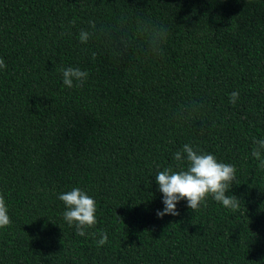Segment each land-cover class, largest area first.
Listing matches in <instances>:
<instances>
[{
  "label": "trees",
  "instance_id": "trees-1",
  "mask_svg": "<svg viewBox=\"0 0 264 264\" xmlns=\"http://www.w3.org/2000/svg\"><path fill=\"white\" fill-rule=\"evenodd\" d=\"M0 58V264H264V0H0ZM67 67L87 81L65 86ZM185 144L235 166L238 210L157 216ZM73 188L96 201L84 236Z\"/></svg>",
  "mask_w": 264,
  "mask_h": 264
},
{
  "label": "clouds",
  "instance_id": "clouds-1",
  "mask_svg": "<svg viewBox=\"0 0 264 264\" xmlns=\"http://www.w3.org/2000/svg\"><path fill=\"white\" fill-rule=\"evenodd\" d=\"M75 24V21H72ZM92 32L81 30L79 40L81 43H88L92 36L96 35L97 25L95 22H89ZM103 29H100L102 32ZM167 39V30L159 29V40L154 47L153 52L163 55L162 46ZM96 54L93 53L95 59ZM6 68L5 61L0 58V69ZM63 83L65 86L72 88L82 86L88 79L89 73L79 68L67 67L61 69ZM239 99V92L234 91L230 94V103L235 104ZM255 147L252 156L259 161V166L264 168V159L261 153L264 151V139L255 140ZM183 153L187 154V170L179 172L166 168L158 172L155 176L159 185V190L163 193L164 209L157 211V216L163 218L165 215L178 216L177 204L186 200L188 207L193 211L199 210L201 205H206V200L211 196L215 201L223 204L224 207L236 211L240 207L239 198L235 195H226L237 181L236 168L234 165L218 162L213 154H199L192 146L185 144ZM174 158L178 162L183 161L182 153L177 151ZM59 199L67 206L64 212V219L69 226L75 224L77 235L84 236L85 230L94 228L97 223L96 218V201L87 195L80 188H73L71 191L61 194ZM11 225L3 194H0V228ZM101 239L97 241L98 246H104L108 243L106 233H100Z\"/></svg>",
  "mask_w": 264,
  "mask_h": 264
}]
</instances>
